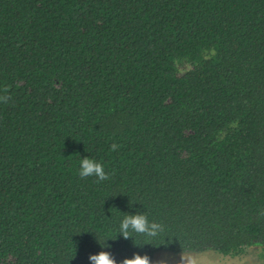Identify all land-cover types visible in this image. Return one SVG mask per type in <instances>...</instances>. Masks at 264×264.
Returning a JSON list of instances; mask_svg holds the SVG:
<instances>
[{"label": "trees", "instance_id": "1", "mask_svg": "<svg viewBox=\"0 0 264 264\" xmlns=\"http://www.w3.org/2000/svg\"><path fill=\"white\" fill-rule=\"evenodd\" d=\"M5 95L0 264L264 248V0H0Z\"/></svg>", "mask_w": 264, "mask_h": 264}, {"label": "clouds", "instance_id": "2", "mask_svg": "<svg viewBox=\"0 0 264 264\" xmlns=\"http://www.w3.org/2000/svg\"><path fill=\"white\" fill-rule=\"evenodd\" d=\"M3 91L6 93L7 88ZM9 97L0 96V100L5 102ZM116 144L111 145V150L115 151L117 149ZM79 175L83 177L95 176L97 181H105L109 178L108 174L105 172L103 165L89 158L88 156L82 157L80 160V170ZM129 230L145 234L147 236H155L159 231L162 230V226L158 223H149L146 215L140 212L128 213L123 217L120 222V235L124 239H129ZM99 242V241H98ZM100 243V242H99ZM102 248L110 247L106 242L101 244ZM90 264H117L116 259L109 251L101 250L97 253H90L88 256ZM119 264H153V261L147 254H140L139 252H134L131 257H124Z\"/></svg>", "mask_w": 264, "mask_h": 264}, {"label": "rangeland", "instance_id": "3", "mask_svg": "<svg viewBox=\"0 0 264 264\" xmlns=\"http://www.w3.org/2000/svg\"><path fill=\"white\" fill-rule=\"evenodd\" d=\"M188 65H181L182 71ZM153 264H264V248L251 246L236 254L222 255L217 252L172 253L168 251L157 254Z\"/></svg>", "mask_w": 264, "mask_h": 264}]
</instances>
